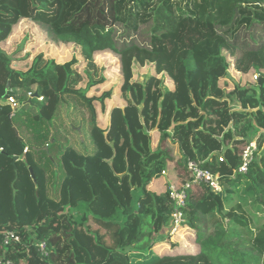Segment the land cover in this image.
<instances>
[{
  "label": "trees",
  "instance_id": "obj_1",
  "mask_svg": "<svg viewBox=\"0 0 264 264\" xmlns=\"http://www.w3.org/2000/svg\"><path fill=\"white\" fill-rule=\"evenodd\" d=\"M23 19L77 46L85 70L75 58L58 64L39 54L16 71L0 49V232L33 227L49 253L24 235L4 248L0 234V260L264 264V0H0V43ZM100 51L119 58L125 102L105 130L93 102L103 110L110 94L86 97L105 81L93 58ZM135 65H151L153 75L136 81ZM231 69L259 79L229 89ZM69 108L86 111L87 132L76 119L59 125ZM76 130L87 138L82 151L71 144ZM252 140L253 161L240 174ZM187 162L218 174L223 192L193 185L184 212L196 248L158 255L155 236L169 227L172 202L148 186L162 172L177 185L190 181Z\"/></svg>",
  "mask_w": 264,
  "mask_h": 264
},
{
  "label": "rangeland",
  "instance_id": "obj_2",
  "mask_svg": "<svg viewBox=\"0 0 264 264\" xmlns=\"http://www.w3.org/2000/svg\"><path fill=\"white\" fill-rule=\"evenodd\" d=\"M150 26H143L141 33L145 36L149 32ZM141 36L140 40L144 38ZM146 37V36H145ZM0 49L4 51L12 59V68L16 71L25 72L31 65L32 60L39 54H42L46 59H52L58 64H64L69 62L72 58L77 60L74 68L75 70L84 77L85 63L82 57L79 55V48L74 44H64L54 41L49 38L45 28L39 24L31 22L30 20H20L16 25L13 26L10 36L0 43ZM94 63L100 69L98 73L104 76L105 81L91 88L87 93V98H100L103 93H109L110 97L106 98L104 101V109L98 101L93 102V107L96 112L97 125L105 130L109 126V113L114 107H124L125 102L121 98L120 86L122 83V75L120 73V63L117 55L110 51H100L94 53ZM134 79L138 82L145 83V81L153 75V68L151 65H147L143 68L137 65L133 68ZM163 85L169 86L170 82L163 78ZM85 80L79 87L81 89L85 88ZM227 88L232 87H248L253 86L252 75H241L231 69L226 77ZM223 87H226L222 83ZM76 108V107H75ZM70 116L68 117V114ZM75 115V116H74ZM77 115V116H76ZM87 118L88 114L86 111H82L77 108L76 111L69 109H64L61 111V123H66L68 127L76 119L75 127L82 129L84 126L80 125V119ZM63 121V122H62ZM69 121V122H67ZM71 121V122H70ZM83 130V129H82ZM71 134V144L76 146L80 151H82V146L86 143L87 138L83 136L81 132L76 130ZM87 132L86 130H83ZM154 142H156V135H154ZM258 136H255L256 139ZM254 141V140H252ZM167 182H169L166 177H158L153 180L148 186V191L155 194H164L166 192ZM51 193V192H50ZM168 228V227H167ZM98 229V227H97ZM102 231L101 229L99 230ZM168 229H164L163 232L155 236L156 243L154 244L153 250L158 255H166L169 251H184L188 249L189 251L195 250V246L192 242L191 230L187 229L181 232L177 237L171 239L168 235ZM194 233V232H192ZM106 242H109L106 240Z\"/></svg>",
  "mask_w": 264,
  "mask_h": 264
},
{
  "label": "built area",
  "instance_id": "obj_3",
  "mask_svg": "<svg viewBox=\"0 0 264 264\" xmlns=\"http://www.w3.org/2000/svg\"><path fill=\"white\" fill-rule=\"evenodd\" d=\"M259 75H252V82L258 81ZM13 102V99H10ZM27 151V148L24 152ZM256 152V143L250 142L242 152V164L239 168L240 174H246L248 166L251 164ZM186 169L191 177L190 181L177 185L171 182H167L166 192L169 194V199L172 204L171 220L168 229V235L171 239L177 237L182 231L189 229L187 227V218L184 212L187 203L188 191L193 185H202L207 187L212 194H218L223 192V186L218 174H212L207 170H204L196 162H187ZM160 177H166L164 172ZM155 180V179H154ZM1 243L4 248H8L12 244H20L23 239V235L28 242L29 247H35L38 249L43 257L48 256L46 245L43 241H40L37 237L36 230L33 227L26 226L20 229L17 226L6 228L0 232ZM0 264H14L11 260L1 259Z\"/></svg>",
  "mask_w": 264,
  "mask_h": 264
},
{
  "label": "water",
  "instance_id": "obj_4",
  "mask_svg": "<svg viewBox=\"0 0 264 264\" xmlns=\"http://www.w3.org/2000/svg\"><path fill=\"white\" fill-rule=\"evenodd\" d=\"M30 172H31V170H30Z\"/></svg>",
  "mask_w": 264,
  "mask_h": 264
}]
</instances>
